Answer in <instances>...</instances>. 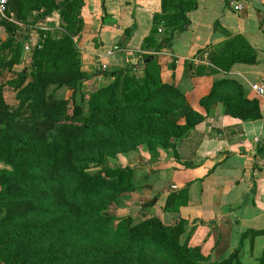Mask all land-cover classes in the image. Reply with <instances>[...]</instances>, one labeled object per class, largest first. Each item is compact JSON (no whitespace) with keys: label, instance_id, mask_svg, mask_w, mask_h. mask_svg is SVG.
I'll list each match as a JSON object with an SVG mask.
<instances>
[{"label":"trees","instance_id":"trees-1","mask_svg":"<svg viewBox=\"0 0 264 264\" xmlns=\"http://www.w3.org/2000/svg\"><path fill=\"white\" fill-rule=\"evenodd\" d=\"M85 6L86 0H9L13 20L1 18L8 35L0 42V78L16 73L9 83L17 102L5 100L0 81V264H244V241L248 239L253 249L264 229L242 232L239 246L228 257L211 261L201 246L182 242L184 218L172 223L159 216L136 221L132 214L109 213L110 204L133 189L134 167L108 166L105 161L141 144L177 152L217 102L226 115L261 120L260 101L245 96L237 80L222 76L201 98L206 110L202 113L164 80L158 54L188 28V13L198 7L197 0H161V11L141 46L145 53L140 60L153 58L143 68L131 63L105 70L111 81L86 92L83 85L89 76L78 48ZM34 11L43 12L31 21ZM55 11L65 32L39 30L29 63L17 70L31 40L29 31L17 34L19 24H35ZM160 26L166 29L163 38L158 36ZM136 27L135 22L127 28L126 36ZM209 48L198 51L201 58ZM208 53L213 67L199 65L197 73L228 72L236 63L257 60L242 36ZM51 86L72 93L58 98L49 92ZM93 168L97 170L91 172ZM187 190L171 187L164 209L179 211L188 202ZM219 223L228 224L224 233ZM219 223L215 247L219 245L217 253L223 256L233 223L228 216ZM256 264H264V249Z\"/></svg>","mask_w":264,"mask_h":264},{"label":"crops","instance_id":"crops-1","mask_svg":"<svg viewBox=\"0 0 264 264\" xmlns=\"http://www.w3.org/2000/svg\"><path fill=\"white\" fill-rule=\"evenodd\" d=\"M63 1L57 0L58 3ZM197 1L198 7L188 13V28L177 33L170 49L158 54L164 80L177 86L194 109L205 113L201 98L210 92L214 80L228 76L242 84L245 96L260 101L263 116L258 121H244L226 115L221 102L211 107L206 120L189 138L190 150L185 151L188 163L178 168L180 179L173 186L174 189L188 187V202L179 211H173L172 220L228 216L233 223L232 243L236 246L242 232L250 228L264 229V97L256 95L252 89L254 83L264 84V0H238L243 6L239 11L230 5V0ZM134 10L146 18L144 31L137 37V30L126 36L125 30L134 23ZM160 11L161 0H86L82 13L85 27L78 41L83 69L89 76L83 90L93 91L110 82L105 70H97L98 63L113 70L131 61H140L145 53L141 50L142 43L150 34L154 15ZM42 12L34 11L31 21H34L33 15L37 17ZM27 28L25 32L29 31L31 40L26 43L33 44L39 38V30L65 32L59 11L27 25ZM165 30L160 26V38L166 34ZM235 36L244 37L254 49L255 63H236L228 72H196L199 65H208L198 60H209L208 52L217 51L220 44ZM208 45L210 48L201 58L198 51ZM23 58L29 60V53L25 51ZM24 60L16 66L17 70L24 66ZM12 75L16 77V73L12 72ZM67 93L72 92L68 90ZM164 190L163 207L171 186ZM246 241L249 242L246 239L243 246ZM260 242L263 251L264 235L256 238L253 250L258 251ZM262 251H258V258Z\"/></svg>","mask_w":264,"mask_h":264},{"label":"rangeland","instance_id":"rangeland-1","mask_svg":"<svg viewBox=\"0 0 264 264\" xmlns=\"http://www.w3.org/2000/svg\"><path fill=\"white\" fill-rule=\"evenodd\" d=\"M218 7H220V5H218ZM33 17L35 19L36 15H33ZM132 19L134 20V23H137V27L132 31V33L137 30V32L135 33V37L140 36L144 31L146 18L144 16L141 17L140 15H137L136 11L134 10ZM28 25L32 24L30 23ZM27 29L28 28L26 23H20L17 34L20 36H24L27 33V31L25 32V30ZM7 35L8 33L1 23L0 18V42L6 39ZM135 37L133 38V41H135ZM28 43L31 44L32 42ZM30 52L31 51H29L28 53ZM24 61L26 63H24L23 65L26 66L25 64L29 63V60L25 59ZM131 63L137 64L138 62L136 63L131 61ZM143 67L144 66L139 68ZM100 69L104 70L103 65L101 63H98L97 70L99 71ZM105 70L111 71V69L109 68H106ZM139 72V74L141 75L142 70H140ZM105 75L108 77L107 80L111 81L109 79L110 76L107 74ZM12 76V73H5V75H2V78H0V81L3 84L4 98L10 105H14L17 102L13 85L9 83V81L13 78ZM68 90L69 89L67 88L56 90L53 86H51L49 92L58 98H69L71 93H67ZM86 92L90 93L92 91L89 90ZM189 141V138L183 140L182 143L179 144L180 147L176 149L177 152H175L174 149L165 148L151 150L146 144H141L135 150L120 154L116 158H106L105 162L108 166L134 167L133 189L131 191L125 192L118 197V200L116 202L110 204L109 213L115 215L116 217L132 214L133 216H135L136 221H141L151 216H159L165 222L172 223L174 221L172 220V218L175 213H173V211L166 212L163 207L164 200L162 199V197L166 195L164 189L169 186L175 188L173 185L176 184L180 179V177H177L178 168H182V166L188 163L189 158L186 157L185 151L190 150L188 144ZM96 170V168H93L91 172H95ZM166 179H168L167 182ZM155 198H158V200L155 201ZM145 204L148 205L145 206ZM222 219H224L223 216H215L208 219L201 217H191L188 220L186 219L188 225H186V231L182 236V242H188L192 246H201L203 253L208 256L211 261H217L221 260L224 257H228L229 254L239 246V243L237 242L236 246L233 245L231 233L229 249L223 256H220V254L217 253L219 245L216 249L215 243L218 232H216L215 228H217L216 223H219L220 221H222ZM219 226L221 227L223 233L224 227L228 228V224L226 225L223 223H219ZM261 247L262 243L260 242L258 249L260 253L262 251L260 250ZM258 251H256V249H251V247H249V242L246 241L241 251V258L243 263L256 264L258 261Z\"/></svg>","mask_w":264,"mask_h":264},{"label":"built area","instance_id":"built-area-1","mask_svg":"<svg viewBox=\"0 0 264 264\" xmlns=\"http://www.w3.org/2000/svg\"><path fill=\"white\" fill-rule=\"evenodd\" d=\"M8 2H9V0H0V18L13 20V18L8 15ZM230 5H232L236 11H239L243 8L242 4L238 0H230ZM116 49L117 48H115L114 50H116ZM31 50H32V44H26L25 45V51L29 52ZM111 53H112V51H109V54H111ZM206 58H207V56H206ZM198 61L205 62L206 64L213 67V64L208 59H205V60L201 59ZM103 68L105 70L107 68V65L104 64ZM252 89H253V91H255L256 95H258L260 97H264V84L254 83V84H252Z\"/></svg>","mask_w":264,"mask_h":264},{"label":"water","instance_id":"water-1","mask_svg":"<svg viewBox=\"0 0 264 264\" xmlns=\"http://www.w3.org/2000/svg\"><path fill=\"white\" fill-rule=\"evenodd\" d=\"M153 58V56H149L148 58L144 59V60H140L137 64H133L132 66L135 67H142L145 63L149 62L151 59ZM158 200V198H155V201ZM148 204H145V206Z\"/></svg>","mask_w":264,"mask_h":264}]
</instances>
